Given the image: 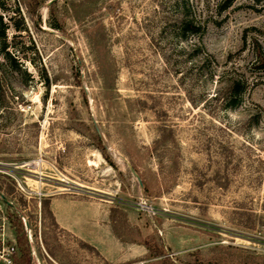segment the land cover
Instances as JSON below:
<instances>
[{
    "label": "rangeland",
    "instance_id": "rangeland-1",
    "mask_svg": "<svg viewBox=\"0 0 264 264\" xmlns=\"http://www.w3.org/2000/svg\"><path fill=\"white\" fill-rule=\"evenodd\" d=\"M175 3L0 0V264H264V0Z\"/></svg>",
    "mask_w": 264,
    "mask_h": 264
},
{
    "label": "trees",
    "instance_id": "trees-1",
    "mask_svg": "<svg viewBox=\"0 0 264 264\" xmlns=\"http://www.w3.org/2000/svg\"><path fill=\"white\" fill-rule=\"evenodd\" d=\"M181 0H176L175 6L179 7ZM231 1L227 2L226 7H228L230 5ZM2 10H5L3 7H0ZM53 20V19H52ZM181 30L183 32H188L189 30H192L194 27L192 25V23L190 21H188L187 19V14H184V16H182L181 22ZM50 27L53 29H59L60 27L57 25L55 19L52 23H50ZM8 26L6 24H4L2 22V18L0 16V38L3 40V42H5V34H6V30H7ZM7 56V54H6ZM256 63H257V68L260 70V72L264 73V54L263 53H257L256 54ZM231 93H230V101L233 104L237 99H239V95H240V85L237 82H234L231 84L230 87ZM14 226V225H13ZM17 228L21 230H23L24 226L23 223L20 221L19 224H17ZM16 231V229H15ZM24 242L26 245V249H25V255H24V264H32V259H31V255L29 252V248H28V242L26 240V236H24ZM143 244L149 249V247L147 246L146 242H143ZM151 250V249H150ZM15 255V253H14ZM14 255L12 256V264H18V258L14 257Z\"/></svg>",
    "mask_w": 264,
    "mask_h": 264
},
{
    "label": "built area",
    "instance_id": "built-area-1",
    "mask_svg": "<svg viewBox=\"0 0 264 264\" xmlns=\"http://www.w3.org/2000/svg\"><path fill=\"white\" fill-rule=\"evenodd\" d=\"M15 253L14 246H10L6 249V257L3 259L4 264H12V256Z\"/></svg>",
    "mask_w": 264,
    "mask_h": 264
}]
</instances>
